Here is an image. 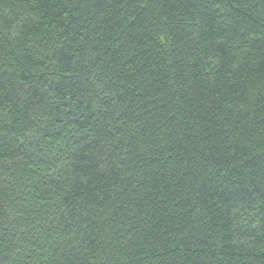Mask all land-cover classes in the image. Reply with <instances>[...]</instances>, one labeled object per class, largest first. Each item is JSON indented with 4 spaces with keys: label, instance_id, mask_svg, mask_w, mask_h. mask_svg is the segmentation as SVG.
I'll use <instances>...</instances> for the list:
<instances>
[{
    "label": "trees",
    "instance_id": "trees-1",
    "mask_svg": "<svg viewBox=\"0 0 264 264\" xmlns=\"http://www.w3.org/2000/svg\"><path fill=\"white\" fill-rule=\"evenodd\" d=\"M0 264H264V0H0Z\"/></svg>",
    "mask_w": 264,
    "mask_h": 264
}]
</instances>
